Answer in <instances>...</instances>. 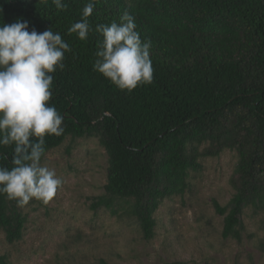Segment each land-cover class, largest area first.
<instances>
[{
	"label": "trees",
	"instance_id": "obj_1",
	"mask_svg": "<svg viewBox=\"0 0 264 264\" xmlns=\"http://www.w3.org/2000/svg\"><path fill=\"white\" fill-rule=\"evenodd\" d=\"M90 0H0V26L27 21L29 31L51 28L70 46L53 74L49 104L63 116L64 133L45 137L46 154L66 140L96 138L108 156L105 195L93 210L134 217L143 240L156 237V214L182 195L201 160L238 154L222 237L243 241L247 207L264 213V0H94L91 31L68 34ZM134 18L142 41H151L153 82L121 91L93 70L102 39L98 25ZM107 113L109 115H107ZM12 146L0 147V167L11 168ZM27 217L0 195V234L23 240ZM264 253V238L257 242ZM0 264H8L0 248Z\"/></svg>",
	"mask_w": 264,
	"mask_h": 264
},
{
	"label": "rangeland",
	"instance_id": "obj_2",
	"mask_svg": "<svg viewBox=\"0 0 264 264\" xmlns=\"http://www.w3.org/2000/svg\"><path fill=\"white\" fill-rule=\"evenodd\" d=\"M43 165L63 181L47 204L31 200L18 209L27 217L23 240L10 245L0 234L8 264H264L257 248L264 238V213L247 207L242 243L222 237L224 218L215 202L227 206L238 154L224 151L201 160L182 195L165 200L156 214V237L143 240L137 220L118 205V215L93 210L105 195L108 156L96 138L66 140Z\"/></svg>",
	"mask_w": 264,
	"mask_h": 264
},
{
	"label": "clouds",
	"instance_id": "obj_3",
	"mask_svg": "<svg viewBox=\"0 0 264 264\" xmlns=\"http://www.w3.org/2000/svg\"><path fill=\"white\" fill-rule=\"evenodd\" d=\"M64 10L63 0H52ZM94 0L86 3L83 19L68 29L81 41L92 30L89 17ZM102 39L93 70L121 91L132 92L153 82L151 41H142L132 16L120 22L98 25ZM69 44L51 28L29 31L27 21L0 26V147L12 146V167H0V195L18 206L31 200L47 204L63 181L56 171L41 163L46 154L45 137L64 133L63 116L49 104L53 74L64 68Z\"/></svg>",
	"mask_w": 264,
	"mask_h": 264
},
{
	"label": "water",
	"instance_id": "obj_4",
	"mask_svg": "<svg viewBox=\"0 0 264 264\" xmlns=\"http://www.w3.org/2000/svg\"><path fill=\"white\" fill-rule=\"evenodd\" d=\"M107 115H109V114L107 113Z\"/></svg>",
	"mask_w": 264,
	"mask_h": 264
}]
</instances>
